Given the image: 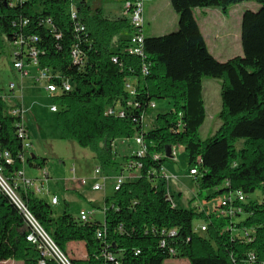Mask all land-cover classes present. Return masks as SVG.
<instances>
[{"label":"trees","instance_id":"1","mask_svg":"<svg viewBox=\"0 0 264 264\" xmlns=\"http://www.w3.org/2000/svg\"><path fill=\"white\" fill-rule=\"evenodd\" d=\"M71 2L45 0L36 9L30 0L11 5L0 0V55L7 44L16 48L14 61L29 64L36 53L38 69L46 71L49 83L60 91L55 98L61 103L57 120L63 138L90 148L103 164L118 163L137 175L105 198L103 223H82L67 212L56 215L49 202L18 185L26 210L67 258L72 242L84 245L85 256L68 258L72 264H163L169 259L264 264V202L246 201L256 190H264V0H169L177 15L176 30L144 36L143 59L125 52L132 33L126 17L104 15L82 0L71 19ZM243 2L259 7L242 15V55L218 62L206 47L193 11L214 8L225 15ZM205 78L220 81L219 127L201 140ZM64 85L69 91L64 92ZM154 99L171 101L173 109L157 115L156 124L145 129ZM16 107L8 105L0 90V169L11 185L23 168L19 117L10 113ZM111 108L124 109L125 117L108 115ZM137 136L144 143L143 155L135 152L116 162L112 143ZM238 139L243 140L240 149L235 147ZM175 146L184 149L189 170L197 169L193 177L198 190L208 192L206 200L235 192L243 195L237 221L173 204L161 169L171 158L166 148L171 154ZM33 159L26 163L43 170L31 163ZM197 218L205 220L203 235L193 227ZM97 231L103 232L100 238ZM31 232L23 213L0 190V262L38 264L40 253L26 240ZM46 262L56 264L53 259Z\"/></svg>","mask_w":264,"mask_h":264},{"label":"rangeland","instance_id":"2","mask_svg":"<svg viewBox=\"0 0 264 264\" xmlns=\"http://www.w3.org/2000/svg\"><path fill=\"white\" fill-rule=\"evenodd\" d=\"M34 8L39 9L41 2L45 0H30ZM92 8H100L104 15L120 16L124 3L128 0H84ZM71 6L74 10L82 6V0H72ZM259 6L254 2H243L231 6L225 16L226 22L221 19L213 20L212 23L217 24L219 30L218 34L221 36H228V24L235 29V40L238 43V27L240 23V12L249 8L256 9ZM197 14V10L195 11ZM144 35L147 37L159 36L173 32L176 29L177 15L170 6L169 0H145L144 1ZM211 21L202 20L200 24L205 30L207 28L205 23ZM216 32V34H217ZM217 34V35H218ZM232 34V33H231ZM234 35V34H233ZM210 45L213 41L210 35H206ZM234 39V36L233 38ZM13 45L7 44L4 51L0 55V90L3 95H10L9 85L15 84L16 88L14 95L17 98H22L25 118L30 132V153L34 157L31 161L33 165H42L43 169L48 175L46 180L43 171L29 166L28 163L23 167L24 177L27 180H32L34 187L48 191L49 195H38L39 198L49 202L52 196H56L58 204L51 206L54 214L60 215L67 212L74 218L79 220V212L83 211L90 213L91 221H98L103 223L104 215L103 208L105 205V198L109 197L114 192L115 179L118 176H123L125 181L128 180V172L126 169H121V166L103 164L94 157L90 148H81L74 141L63 138V133L58 124L57 114L61 109L60 101L55 98L56 94H51L46 90L47 82L45 80L35 81L38 74L36 69H30L29 76L19 78L17 73L12 68L13 63ZM206 81H218L215 79L205 78ZM134 84L135 81H130ZM211 89L210 96L207 97L209 105L216 108V103H219L220 96L218 95L217 84L207 85ZM21 90V91H20ZM220 91V90H219ZM219 100V101H218ZM153 108H149L144 120L145 129H150L156 124L155 117L169 112L173 109V104L169 100L152 101ZM55 108V112L52 109ZM212 112L207 113L206 122L199 130V137L204 140L215 132V125L218 121L216 115L215 120H211ZM123 140H115L113 144V151H117L116 162L122 159L119 152L121 142ZM242 139H238L235 147L240 149ZM130 151L126 156L136 152L137 145L134 139L128 141ZM120 144V145H118ZM120 147V148H119ZM178 147V146H177ZM167 176H176L173 182L171 179L168 185L174 196L175 205L180 208L178 200H184L186 197H194L189 203V209L196 212L205 211L208 216L215 215V208L219 206L220 196L206 200L208 192H200L196 187V181L190 176L189 167L187 163V156L183 148H179L176 153L175 161L168 159L164 163ZM98 169L99 175H95L94 171ZM98 183L104 187L99 191H93L92 186ZM177 189H183L182 195L178 197ZM189 196H187V193ZM248 201L264 202V190L258 189L256 192L247 197ZM241 218H244L241 216ZM239 219V218H237ZM202 224H205L204 219H195L193 227L195 231L203 235L200 231ZM85 256V248L82 243L72 242L68 246V258H83ZM0 264H22V261L7 260L0 262ZM163 264H189L186 259H169Z\"/></svg>","mask_w":264,"mask_h":264},{"label":"built area","instance_id":"3","mask_svg":"<svg viewBox=\"0 0 264 264\" xmlns=\"http://www.w3.org/2000/svg\"><path fill=\"white\" fill-rule=\"evenodd\" d=\"M9 2V4H14L16 2L18 3H26L29 0H6ZM144 1L145 0H128L127 2L124 3V8H123V16L126 17L129 21V24L132 28V33L129 37V42L128 45L125 49V52L128 55L132 56H138L140 58H144ZM69 16L71 19H75L77 16L76 10L72 8L70 5L69 7ZM16 51V48H15ZM14 51V52H15ZM14 55V53H13ZM74 58H76V52L73 53ZM116 62V60H113ZM30 65L38 69L37 66V60H36V53L31 54V62L29 64H25L23 61L19 60H13V69L18 72L19 78L23 79L25 77L29 76V72L26 69V66ZM39 70V69H38ZM142 74L146 75L147 74V68L143 66L142 68ZM39 81L40 80H45L47 82V87L46 90L51 93V94H58L60 91L58 88L49 83V74L44 71V70H39V76H38ZM15 84L11 83L9 85V91L10 95H3V99L8 103V105L11 107V103H16L18 107L15 109H11L10 113L12 116L19 117V121L17 123V136L18 138L22 141V153L20 155L21 163L24 167L25 163L27 160L31 157L30 155V150H31V144L29 140V135L28 131L25 127L24 124V109L21 106V100L22 98H17L14 95L15 91ZM129 90L130 96L134 95V90L132 87L129 85L127 86ZM64 92L69 91V86L64 85L63 86ZM154 104L152 103L150 105V108H153ZM53 112H55V108L52 109ZM107 114L110 116H116L119 118L125 117V110L124 109H119L117 110L116 108H111L107 111ZM134 142L137 145V150L136 154L138 156L143 155L144 153V143L141 137H135ZM179 149V146H175L171 150V158L170 159H175L177 150ZM4 157L6 159L7 163H10V159L8 158L7 154H4ZM43 171V170H42ZM196 168H192L189 170V175L190 176H196L198 173L196 172ZM43 174L45 176V179L47 180V174L45 171H43ZM95 175H99L100 171L96 169L94 171ZM161 174L163 177V180L165 181V184L167 185L168 180L170 179L169 176L166 175L165 169H161ZM15 182L13 185L10 184L9 181H7L5 178L2 177L1 175V169H0V190L2 193H4L12 202L13 204L23 213L24 217L26 218L29 226L32 229V232L26 237V240L33 245L36 246L40 253V259L38 261V264H47L46 260L47 259H53L56 264H72L67 256H65L58 248L57 246L53 243V241L44 233V231L41 229V227L37 224V222L34 220V218L30 215V213L26 210L24 207L22 201L19 198V195L17 194V188L20 186L21 188L24 189H31L36 195H49L48 191H44L43 189H40L38 187H34V183L32 180H27L24 177V172L23 168L17 173L15 177ZM125 179L123 176H118L115 179V186L114 190H118L121 185L124 183ZM19 185V186H18ZM103 185H99L98 183H95L92 186L93 191H99L103 188ZM166 195L172 200L173 202V197L166 188ZM244 202V197L238 192L235 193H229L225 194L220 198V203L219 206L215 208V214L220 217V218H229V219H235L237 218L240 214H242V209L240 207V204ZM49 203L52 206H55L58 204V199L56 196H52L50 198ZM174 204V202H173ZM175 205V204H174ZM90 213H86L81 211L79 213V220L82 223L90 221L89 218ZM206 226L203 225L200 227L201 232H205ZM173 234V233H172ZM103 235V232L97 231L96 232V237L100 238ZM107 258L111 260V256L108 255ZM249 261L253 262L254 261V256L250 255L249 256Z\"/></svg>","mask_w":264,"mask_h":264},{"label":"crops","instance_id":"4","mask_svg":"<svg viewBox=\"0 0 264 264\" xmlns=\"http://www.w3.org/2000/svg\"><path fill=\"white\" fill-rule=\"evenodd\" d=\"M257 9V8H256ZM256 9H245L243 10L242 12H240V23H239V27H238V43H236V40H235V29L233 27H231V25L228 24L227 26V29H228V36H221L220 34H218V30H219V27L217 26V24L215 23H212L213 20L217 19V21H221V19H223L222 23L225 21L226 22V18H227V15H223L221 13V11L219 9H214V8H205V9H194L193 11V14H194V17H195V20L198 24V27H199V30L202 34V37L205 41V44H206V47L209 51V53L212 55V57L217 60L218 62H225L231 58H234L236 56H241L242 55V48H241V42H240V29H241V18H242V15L244 13V11L246 10H251V11H255ZM197 10V12L199 14H197L195 11ZM229 10V9H228ZM108 16H111V15H108ZM112 17H118V16H112ZM119 17H123V11L121 13V15ZM226 19V20H225ZM202 20H206V22L208 20H210L211 22L210 23H205L207 28L204 30L200 24V21ZM176 27H177V24H176ZM176 30V29H175ZM174 30V31H175ZM217 32V34H216ZM232 33V34H231ZM234 34V35H233ZM165 35V34H164ZM206 35H210L211 38H212V41H213V45H210L209 44V41L207 39V36ZM159 36H162V35H159ZM234 36V39H232ZM126 37V36H125ZM158 37V36H156ZM14 48V47H13ZM14 51H15V48H14ZM13 51V53H14ZM12 68H13V63H12ZM26 69L29 71L30 69H36V71L38 72V74L36 75V77L34 78L35 81H39L38 79V76H39V70L33 66H30V65H27L26 66ZM14 70V69H13ZM15 71V70H14ZM16 72V71H15ZM17 75H18V72H16ZM19 76V75H18ZM22 80V79H21ZM207 83L205 84L204 82L202 83L203 85V100H204V106H205V120H204V123L203 125L205 124L206 122V118H207V113L208 111L209 112H212L211 114V120H215L216 118V115L218 116V113L220 111V101L219 103H216V108L213 109V107H211V105H209V100H207V97L210 96V91L209 89L207 88V85H212V84H217L218 86V95H219V90H220V81L218 83V81H213V82H210V81H206ZM21 91V90H20ZM2 93V92H1ZM21 106L23 107L24 109V105H23V101L21 100ZM25 111V110H24ZM25 114V113H24ZM24 124H25V127L28 131V135H29V140H30V132H29V128L27 126V122H26V118H25V115H24ZM202 125V127H203ZM145 127V126H144ZM215 131L217 130V128L219 127V120L217 121L216 125H215ZM122 146L121 148L119 149V152L121 153V155L124 157L127 155V153L130 151V146H129V143L128 141H123L121 142ZM179 148H182V147H179ZM131 152V151H130ZM117 151H116V155H117ZM31 157L32 154L30 153ZM172 161H175V159H171ZM121 169H124V167L121 166ZM42 171V170H41ZM189 171V170H188ZM189 174V173H188ZM137 174L135 173H128V177H136ZM170 179L174 182L176 179V176H169ZM192 178L195 180V178L192 176ZM49 179V177L47 176V180ZM169 181V180H168ZM196 187H197V184H196ZM166 188H168V190L170 191L172 197H173V202H174V196L171 192V188L169 187L168 185V182H167V185H166ZM32 191V190H31ZM177 194H178V197H180L182 195V192H183V189H177ZM49 193V192H48ZM187 193V192H186ZM44 196H48V195H44ZM187 196L188 193H187ZM194 197H186L184 200H178L179 203H180V208H187L188 206V203L193 199ZM175 204V203H174ZM177 207V206H176ZM81 212V211H80ZM79 212V213H80ZM207 215V213H206ZM235 221H237V219H235ZM205 225V224H202V226Z\"/></svg>","mask_w":264,"mask_h":264},{"label":"water","instance_id":"5","mask_svg":"<svg viewBox=\"0 0 264 264\" xmlns=\"http://www.w3.org/2000/svg\"><path fill=\"white\" fill-rule=\"evenodd\" d=\"M166 156L169 158V157H171L170 156V149L169 148H166Z\"/></svg>","mask_w":264,"mask_h":264}]
</instances>
